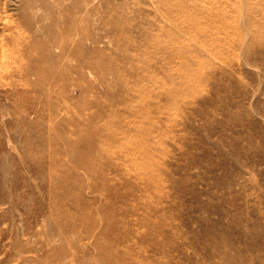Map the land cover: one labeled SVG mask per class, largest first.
<instances>
[{
  "label": "rangeland",
  "instance_id": "rangeland-1",
  "mask_svg": "<svg viewBox=\"0 0 264 264\" xmlns=\"http://www.w3.org/2000/svg\"><path fill=\"white\" fill-rule=\"evenodd\" d=\"M151 1L96 0L95 68L79 77L65 55L63 86L60 66L32 67L51 39L29 33L22 0H1L0 264H264V0L226 1L229 34L206 39L213 52L184 50L147 70ZM49 75L57 81L35 85ZM171 85L172 100L149 96ZM94 115V129L114 116L123 133L95 146L101 165L88 160L105 181L75 169L65 145Z\"/></svg>",
  "mask_w": 264,
  "mask_h": 264
},
{
  "label": "bare ground",
  "instance_id": "bare-ground-1",
  "mask_svg": "<svg viewBox=\"0 0 264 264\" xmlns=\"http://www.w3.org/2000/svg\"><path fill=\"white\" fill-rule=\"evenodd\" d=\"M95 1L96 0H22L20 17L29 26L32 22L35 23L34 28H29V33L37 41H40L42 36H48V38L51 39L50 41L43 43V48H47L46 58H37L33 61L32 67L34 70H40L44 67L55 68L60 66L65 73L63 79L61 78L60 85L64 86L66 85V80L70 76L67 73L70 72L69 68H71L69 65H63V62L65 61L61 60V58L65 55L68 59L73 58L76 60L77 65H75L72 70H74L79 77L84 76L83 69L85 67L90 69L95 68V61H93V59L96 58V47L94 45L96 41L93 35L94 16L96 15ZM226 1L228 2V0H152L151 2L153 5H151L152 8L149 9V11L153 12V16L151 13L147 23L141 27V35L143 36L144 41L141 46L145 48L144 59L146 61L147 70L151 69V67H154L155 69L166 68L164 65L172 61L174 56L182 53L184 50L191 51L196 49L200 51H196V54L212 51L209 44L205 42L206 39L210 40L212 43L216 42V46H218L229 34L228 27H230V22H228V17L225 13ZM1 3L0 0V4ZM261 5L262 21L264 23V3ZM238 11L242 14L241 9L238 8ZM0 18H4L2 17L1 11ZM178 18H182L181 21H177ZM246 20L251 23L250 17ZM252 23H254V20H252ZM232 33L235 36L239 35L240 29L238 27L234 28ZM83 38L89 41L88 46L83 44ZM179 39H183L186 42L183 40L178 42ZM256 39H258V42H262L264 41V35L259 34ZM49 42L59 43L57 47L60 49V54L58 56H56V54L53 55L52 49L50 48L51 44H49ZM83 53L90 56L85 58ZM204 54L205 53H203V55ZM2 57L3 56H1V58ZM188 62L189 61H186V63ZM193 62L196 63L195 60H193ZM197 66L204 67L203 64H197ZM19 69L21 70V68ZM49 70L52 71V69ZM194 73L195 76L193 80L199 81L198 79L202 76V73L195 71ZM105 77L106 70L103 69V72L99 77L101 80L100 85L105 86ZM119 78L120 76H117V79ZM52 80L57 81V78L49 75L44 79L36 81L35 85H40L45 82L51 83ZM53 83L55 82H52L51 84ZM86 91H89L88 84L82 88V96L85 95L84 93ZM110 91L111 89L106 86L103 93L108 95ZM150 92L151 94L149 96H156L159 98L164 96L166 99L172 100L175 95V87L174 85H171L164 90L157 92L151 89ZM48 98L51 100L50 94L48 95ZM97 100L98 99H93V103L94 107L99 110L101 105L97 103ZM86 104L88 105L90 102L86 101ZM166 110L167 108L164 111ZM97 113L99 112L97 111ZM76 115V113L75 115L73 114V117H71L72 119L69 120L78 119ZM98 117L99 115H94L90 121L87 120L86 126L88 127V130L84 133L80 132L78 134L79 136L75 140L76 143L73 141H65V145H68V148L76 147L77 149V153L73 155V167L75 169L84 168L87 170L88 174L93 176V179L100 177L105 181V174L103 172H96V170L93 172L94 166L88 162V160L91 156L97 157L99 164L101 165L102 158L99 154V150L93 149H95V146L98 147V145L107 143L110 140L114 142L117 141L114 136L116 133L119 134L120 131L114 132L119 127L118 123H114V116L111 117V119L109 118L105 120L104 129H100V131L96 130V128L94 129L92 125L94 119H97ZM72 129L75 130L74 127H72ZM109 132H113V134L108 135ZM120 134L123 133L121 132ZM57 138L59 139V137ZM180 149L182 150V148ZM76 174L77 171L74 174L68 173L65 175V179H68L69 182L71 180L74 181L76 180ZM55 254L56 255L54 256H57L59 252H55ZM74 255V253H71L72 257ZM110 260L114 261L115 264H122L120 261L112 258L106 260L107 264L113 263Z\"/></svg>",
  "mask_w": 264,
  "mask_h": 264
}]
</instances>
